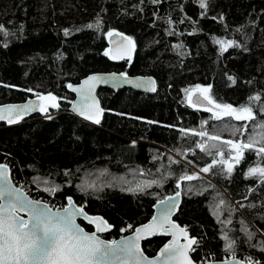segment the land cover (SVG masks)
Returning a JSON list of instances; mask_svg holds the SVG:
<instances>
[{"label": "trees", "instance_id": "1", "mask_svg": "<svg viewBox=\"0 0 264 264\" xmlns=\"http://www.w3.org/2000/svg\"><path fill=\"white\" fill-rule=\"evenodd\" d=\"M207 4L205 10L198 0L158 4L152 0H0V24L11 33L0 39V104L51 93L59 105L50 107L48 115L0 123V162L9 164L17 183L47 179L48 186H59L54 195L62 201L71 195L87 213L104 217L113 226L103 236L107 239L129 233L149 219L157 200L180 190L182 201L174 219L201 240L194 259L209 254L228 259L221 240L227 232L237 241V255L247 253L264 264L260 247L264 245V184L244 177L256 161L254 155L246 153L231 176L216 167L198 180L185 182L182 189L175 187L180 174H191L214 158L195 148L199 137L182 138L178 128L199 129L208 120L207 130L220 127L228 136L232 129H225V124L243 123L210 120L209 112L187 105L184 89L210 86L209 94L217 103L237 107L260 94L261 102L253 107L258 121L264 120L258 111L264 103V0H207ZM97 18L101 28L86 27ZM109 31L132 38L135 49L130 62L104 55ZM214 37L235 41L239 47L221 55ZM96 71L152 75L157 88L154 93L99 88L104 112L100 123L93 124L68 113L73 95L67 85ZM168 156L180 164L169 166ZM141 170L146 175L141 176ZM101 172L122 176L131 186L144 179H157L159 186L132 194L121 191L120 184L107 186ZM86 175L96 190L78 187ZM249 188L254 191L249 193ZM44 193L48 192L37 191L34 198ZM221 198L226 205L220 220H232L227 227L210 211ZM240 203L245 207L240 208ZM241 220L249 232L256 233L251 241L256 247L249 246ZM166 239L153 236L142 242V248L152 256Z\"/></svg>", "mask_w": 264, "mask_h": 264}, {"label": "snow or ice", "instance_id": "2", "mask_svg": "<svg viewBox=\"0 0 264 264\" xmlns=\"http://www.w3.org/2000/svg\"><path fill=\"white\" fill-rule=\"evenodd\" d=\"M198 2L201 9H207V0H198ZM152 3L158 4L160 0H152ZM168 23L171 25V20ZM86 27L99 29L102 27V22L97 18L95 23H89ZM10 35L6 26L0 24V39ZM65 35H69V30L65 29ZM107 35L108 37L119 36L121 40L114 48L105 50L104 55L112 60L128 59L130 62V53L135 49L132 38L113 31H109ZM214 42L220 46L221 55L229 48L239 47L232 40L215 39ZM4 46H8L6 41ZM176 47L179 48L182 45ZM120 77L125 83H135L137 87L148 86L149 90H156L155 81L151 79L132 81L125 73H121ZM118 79L115 74L109 77L93 75L89 76L79 87L68 84L67 87L80 96V103L72 106L73 111L84 119L99 124L104 110L94 95L95 87L100 82ZM228 79L235 84V79L232 76H229ZM210 91V86L201 87L200 85L184 89L187 105L209 112L211 114L209 119L212 121L223 122L225 118H229L243 122L239 126L224 125L225 129L231 127L233 137H242L243 139H222L221 134L207 130L205 126L208 124V120L202 121L199 129L178 128L182 138L199 137L194 141L195 148L214 157L210 163L199 168V173L208 174L214 168L219 167L222 172L231 176L234 169L245 161L247 153L254 155L256 161L247 168L244 173L245 179H258L260 184H264V120L258 121V113L253 107L254 102H261V95H252L248 98V103L237 107L231 104L217 103L209 94ZM37 99L40 101L39 104L29 102L22 106L0 107V120H6L12 124L18 122L29 111L38 109L46 114L49 107H59L57 97L51 93L37 94ZM258 111L260 115H264V103L260 105ZM48 118L51 119L50 116ZM149 123L152 122L149 121ZM215 157H219V159ZM158 158L157 156L153 159ZM168 162L169 166L180 164V160L174 159L172 156H168ZM187 163L191 164L192 161L189 160ZM9 173V164L0 162V264H259L248 256L237 258V241L231 238L227 232L222 235L221 240L223 241V252L229 256V259H215L214 254L201 257L200 260L194 259L192 254L197 252L201 240L190 236L186 227H182L172 220L174 210L180 201L181 191H177L174 196L158 200V204L162 206L159 215L153 216L149 223L137 227L133 236L121 237L119 240H104L97 233L106 232L111 226L99 216H90L85 211V206H76L71 195L66 197V206L54 210L48 203L30 199L22 187H14ZM68 174L65 173V175ZM100 175L106 177L107 186L120 184L123 185L120 188L121 191L132 194L146 193L147 189L152 188L153 185L159 186L157 179H144L131 186V182L126 181L122 176L109 177L106 172H101ZM140 175L143 176L146 173L141 170ZM198 179H200L198 173L189 174L185 171L176 179L175 187L182 189L185 182ZM37 181L45 185L42 191L49 194L54 195L60 190L58 185L48 186L47 179L39 181L37 178ZM78 187L93 190L97 188L94 182L87 180ZM188 190L192 189L188 188ZM253 191L254 189L249 188V193ZM225 205L226 201L221 198L210 206V211L221 224L227 227L232 223V220H220V214ZM239 207L244 208L245 205L240 203ZM78 217L83 218L88 224L94 225L95 231H85L77 223ZM240 224L241 231L248 238L249 246L256 247L257 245L251 243L256 233L249 232L248 226L243 220L240 221ZM124 230L121 229V231ZM157 234L170 235L171 240L164 244L155 258L148 259L141 250L140 240L145 235ZM260 247L264 251V245Z\"/></svg>", "mask_w": 264, "mask_h": 264}, {"label": "water", "instance_id": "3", "mask_svg": "<svg viewBox=\"0 0 264 264\" xmlns=\"http://www.w3.org/2000/svg\"><path fill=\"white\" fill-rule=\"evenodd\" d=\"M113 32H118V31H113ZM118 33H122L123 35L128 36V35H126V34L123 33V32H118ZM120 40H121V37H119V36H113V37H108V36H107V50H108V49H111V48H114L117 44L120 43ZM133 51H134V50H133ZM133 51H131V53H130L131 57H132V55H133ZM124 60H128V59H124ZM121 73H124V72H122V71H120V72H118V71H96V72L89 73L88 75L82 77L77 83H69V84L73 85L74 87H79V86H80V85H81V84H82V83H83V82H84L89 76L97 75V76H102V77H109V76L115 74V75L119 78L118 80H116V81L108 80L107 82H100V83H98V84L96 85V87H95L94 95H95L96 99L99 101L100 107H101L102 109H103V107H102L101 102H100V99H99V97H98V95H97V91H98V89L101 88V87H106V88L111 89V90H117V89H119V88H130V89H133V90H136V91H140V92H144V93H154V92L156 91V90H155V91H151V90H149L148 86L137 87L135 83H125V82H123V78L120 77V74H121ZM125 74L127 75L128 79H129V80H132V81H137V80H149V79H151V80L155 81V89L157 88L156 79H155V77L152 76V75H130V74H127V73H125ZM67 90L73 95V99L71 100V102H70V104H69V107H68V110H69L68 113H71L72 115H74L75 117H77V118H79V119H82V120L88 121V122H90V123H93L91 120H86V119H84L82 116L78 115L76 112L73 111V107H72V106H73V104H79V103H80V96H79L76 92L71 91V89H69L68 87H67ZM29 102H33V103H36V104H39V103H40V101H38V99H37V95L35 94V95H32V96H30V97H28V98H26L25 100L20 101V102H7V103L0 104V107L7 106V105H17V106H22V105L28 104ZM103 112H104V111H103ZM41 113H42V112H40L38 109H36V110H32V111H29L27 114L23 115V117H22L21 119H19L18 122H19L20 120H23V119L26 120V119H28V118L34 117V116L39 115V114H41ZM102 116H103V114H102ZM102 116L100 117V121H101V119H102ZM18 122H16V123H18ZM0 123H5V124H7V125H10L6 120H0ZM16 123H12V124H16ZM93 124H96V123H93ZM9 176H10V179L12 180V178H11V170H10ZM12 181H13V180H12ZM13 186H14V187H18L14 182H13ZM177 191H180V190H177ZM177 191H176V192H177ZM176 192H174V193H172V194H169V195H166L165 197H163V198H161V199H165V198H167V197L174 196ZM26 194H27V193H26ZM27 195H28V194H27ZM28 196H29V195H28ZM29 198H30V199H34V198L30 197V196H29ZM161 199H159V200H161ZM34 200H37V199H34ZM73 201H74V200H73ZM181 201H182V194H181V197H180L179 204H178L177 208L174 210V214H173V216H172V220H173L175 223H177L178 225H180V226H182V227H185V226L179 224V223L174 219V217H175V215H176V213H177V211H178V209H179V206H180V204H181ZM42 202H44V201H42ZM45 203H46V202H45ZM74 203H75V202H74ZM75 204H76V203H75ZM66 205H67V199H66V204H65V206H66ZM76 206L79 207L80 205L76 204ZM161 207H162V206L158 204V200H157V201L152 205V215L149 217V219H147V220H146L145 222H143V223H140V224L134 226L133 229H132L129 233H127V234H125V235H122V236H120V237H118V238H115V239H112V238H111V239H110V238L107 239V238H104V237H103L105 234L109 233V232L112 230V228H113V226H112L110 223H108V221H107L104 217H102V216L99 215V214H89V213H88V214H89L90 216H99V217L103 218V219H104V220H105V221L111 226V227L109 228L108 231H106V232H102V233H97V235H99L101 239H104V240H119V239H121V237H131V236H133V235H134V231H135V229H136L137 227H140V226H142V225H144V224L149 223V222L152 220V217H153V216H158V215H159V212H160V210H161ZM54 210H55V209H54ZM85 211H86V210H85ZM22 215H23V214H22ZM81 222H83L84 224L90 226L91 229H90V230H87V229L84 227V225L81 224ZM77 223L80 224L81 227H83V228L85 229V231H87V232H93V231H95V226H94V225H90V224H88V222L85 221V220H83V218H81V217H78V218H77ZM153 236H165L167 239H166V241H165V242H164V243H163V244L157 249V251H156V253H155L154 255L149 256V255H147V254L144 252V250H143V248H142V242L145 241L146 239H149V238L153 237ZM170 240H171V236H170V235H161V234H157V235H145L144 238L140 240V247H141V250L143 251L144 255H145L146 257H148V259H153V258H155V257L158 255L160 249L164 246V244L167 243V242H169ZM182 242H183V241H182ZM237 258H238V257H237ZM228 259H229V258H228Z\"/></svg>", "mask_w": 264, "mask_h": 264}, {"label": "built area", "instance_id": "4", "mask_svg": "<svg viewBox=\"0 0 264 264\" xmlns=\"http://www.w3.org/2000/svg\"><path fill=\"white\" fill-rule=\"evenodd\" d=\"M11 178L13 180V182L18 186V187H22L25 192L32 198H34V195L37 194V189L34 187V185H32L31 180L27 181V182H19L17 183L14 178L11 175ZM33 195V196H31ZM46 196H39L36 199L37 200H41L44 201L46 203L49 204L50 207H52L53 209H58V208H63L66 204V202L62 201L58 196H55L54 199H48V198H43ZM245 256L251 257L253 259V261H256L252 256L248 255L247 253H242L241 255H237L238 258H243ZM258 262V261H257ZM260 264V263H259Z\"/></svg>", "mask_w": 264, "mask_h": 264}, {"label": "rangeland", "instance_id": "5", "mask_svg": "<svg viewBox=\"0 0 264 264\" xmlns=\"http://www.w3.org/2000/svg\"><path fill=\"white\" fill-rule=\"evenodd\" d=\"M215 39H224V38H221V37H214L213 38V41L215 40ZM224 40H226V39H224ZM215 43V42H214ZM215 45H216V48H217V52L218 53H220V46L218 45V44H216L215 43ZM201 87H203V86H201ZM37 94H40V95H47V94H42V93H36V95ZM49 94V93H48ZM57 102H58V99H57ZM50 108V107H49ZM49 108H48V112L46 113V115H48L50 112H49ZM44 115H45V113H43ZM208 131H210V132H216V133H219V134H221V136H222V139H236V138H241V139H243L242 137H233L232 135H228V136H225V135H223L222 133H221V128L220 127H216V128H213V129H208ZM218 159H219V157H218ZM195 172L196 173H198L199 175H203V176H205L203 173H199V170H197V169H195ZM88 175H86L85 176V178L82 180V183L85 181V180H87V177ZM31 180V183H32V185H34V187L37 189V191H39V192H41V190H42V188L44 187V186H42V185H40V184H38V182L36 181V180H34V179H30ZM44 195H46V197H43V198H48V199H53V200H55L54 199V197H55V195H52V194H49V193H44ZM34 199H36V198H34ZM229 258V257H228Z\"/></svg>", "mask_w": 264, "mask_h": 264}]
</instances>
